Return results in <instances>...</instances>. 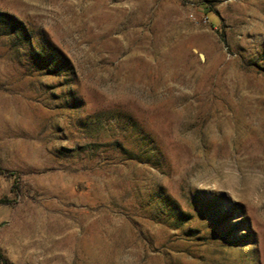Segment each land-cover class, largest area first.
Listing matches in <instances>:
<instances>
[{
	"label": "rangeland",
	"instance_id": "1",
	"mask_svg": "<svg viewBox=\"0 0 264 264\" xmlns=\"http://www.w3.org/2000/svg\"><path fill=\"white\" fill-rule=\"evenodd\" d=\"M0 250L264 264V0H0Z\"/></svg>",
	"mask_w": 264,
	"mask_h": 264
},
{
	"label": "trees",
	"instance_id": "2",
	"mask_svg": "<svg viewBox=\"0 0 264 264\" xmlns=\"http://www.w3.org/2000/svg\"><path fill=\"white\" fill-rule=\"evenodd\" d=\"M11 24L19 31V33L24 36L26 38V40L30 41L31 40V35L26 31V29L24 28L23 24H21V22H18V20L15 18V17H12V21H11ZM43 44H46L45 41H43ZM50 48V47H49ZM59 63L65 67V64L67 63L66 59L64 58L63 55L60 54V58H59ZM132 127V126H131ZM141 141L144 143V144H147L148 142H152L151 140H149L148 138H141ZM150 146H153L150 144ZM151 149H149L148 151H150ZM155 150L152 152L154 153ZM128 159H131V160H137L139 161L140 159H136L134 157V155H129L127 157ZM134 158V159H133ZM145 158H150V155H146ZM142 160V159H141ZM148 160V159H147ZM0 264H5L4 262V259H3V256H2V253H1V250H0Z\"/></svg>",
	"mask_w": 264,
	"mask_h": 264
}]
</instances>
